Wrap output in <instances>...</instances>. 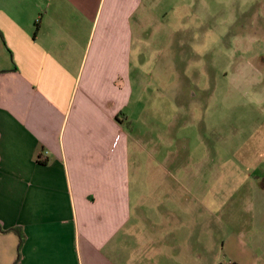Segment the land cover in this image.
<instances>
[{"label": "crops", "instance_id": "1", "mask_svg": "<svg viewBox=\"0 0 264 264\" xmlns=\"http://www.w3.org/2000/svg\"><path fill=\"white\" fill-rule=\"evenodd\" d=\"M143 3L0 0V264L125 259Z\"/></svg>", "mask_w": 264, "mask_h": 264}, {"label": "rangeland", "instance_id": "2", "mask_svg": "<svg viewBox=\"0 0 264 264\" xmlns=\"http://www.w3.org/2000/svg\"><path fill=\"white\" fill-rule=\"evenodd\" d=\"M142 13L121 264H264V0Z\"/></svg>", "mask_w": 264, "mask_h": 264}, {"label": "trees", "instance_id": "3", "mask_svg": "<svg viewBox=\"0 0 264 264\" xmlns=\"http://www.w3.org/2000/svg\"><path fill=\"white\" fill-rule=\"evenodd\" d=\"M17 232H18V230H17ZM19 240H20V243H19V247H20L22 245V242H23V235L22 234H19ZM234 264H236V263H234Z\"/></svg>", "mask_w": 264, "mask_h": 264}]
</instances>
